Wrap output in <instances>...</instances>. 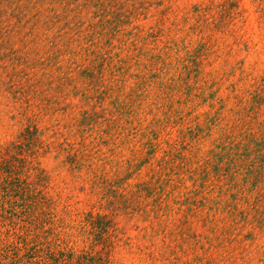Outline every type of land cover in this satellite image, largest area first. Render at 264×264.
<instances>
[{"label": "rangeland", "instance_id": "1", "mask_svg": "<svg viewBox=\"0 0 264 264\" xmlns=\"http://www.w3.org/2000/svg\"><path fill=\"white\" fill-rule=\"evenodd\" d=\"M34 113L68 247L93 210L114 264H264V0L0 2V145Z\"/></svg>", "mask_w": 264, "mask_h": 264}, {"label": "trees", "instance_id": "2", "mask_svg": "<svg viewBox=\"0 0 264 264\" xmlns=\"http://www.w3.org/2000/svg\"><path fill=\"white\" fill-rule=\"evenodd\" d=\"M5 1L9 0H0L2 3ZM55 19L59 21L58 15L52 17V20ZM10 83V88H17L16 92L25 89V85L17 83L14 77L10 78ZM65 84L73 83L69 81L63 83ZM29 87L32 88L30 85ZM74 91L77 95L78 90L75 88ZM35 93L37 94V91ZM43 101L42 104L56 103L49 98ZM70 104L67 103L63 110L68 111ZM32 107H36L39 113L43 111L40 104L28 97L25 109L30 110ZM84 114L85 119H92L96 115L88 111ZM36 115L34 113L28 117L30 124L19 133L17 140L7 146L0 145V264H97V261L101 264H114L112 253L116 247L115 237L119 235L120 229L109 214L96 213L93 210L85 213L84 227L88 228L92 240L95 241L93 246H97L96 243L102 246V249L96 252L93 251L94 247L81 250L68 247L66 239L56 233L53 226L47 227L56 216H52L56 199L50 194L51 177L38 162L39 155L45 154L47 149L40 138L43 132L37 125L31 124ZM85 121L80 125L85 124ZM74 125L72 124V129L84 135V130L78 129L77 132ZM23 144L27 148H22ZM64 144L68 145L65 142ZM64 144L60 143L59 147ZM25 149L32 158L29 161L26 153H23ZM79 153L80 149L74 148L66 162L73 167H82ZM152 229V237L161 234V229L155 225ZM148 250L147 257L154 258L156 252L150 251V247Z\"/></svg>", "mask_w": 264, "mask_h": 264}]
</instances>
